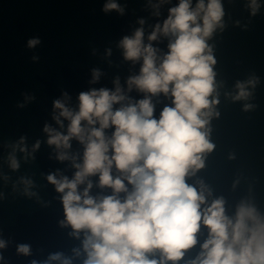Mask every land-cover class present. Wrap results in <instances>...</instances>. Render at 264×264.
I'll return each instance as SVG.
<instances>
[{
	"label": "water",
	"instance_id": "obj_1",
	"mask_svg": "<svg viewBox=\"0 0 264 264\" xmlns=\"http://www.w3.org/2000/svg\"><path fill=\"white\" fill-rule=\"evenodd\" d=\"M190 2L194 9L198 0ZM110 3L118 7L106 11ZM179 3L0 0V264H84L87 230L77 231L67 222L64 193L48 177L74 179L79 171L75 165L83 164L85 144L76 137L69 140L70 147L49 143L56 132L67 135L70 125L55 101L75 114L81 92H115L118 81L127 98L114 104V110L150 97L159 119L165 106H174L171 93L153 95L135 85L130 89L128 81L140 75L143 57L126 59L120 42L143 30L142 42L156 49L159 65L175 37L162 31L156 40L149 37L157 24L163 28L170 9ZM221 4L224 15L206 38L216 63L211 114L203 130L214 147L202 154L203 167L192 170L186 182L206 197L202 209L222 200L229 218L235 219L244 206L255 208L264 221V0ZM33 40L37 42L31 45ZM238 84L244 85L246 97L235 98ZM82 126L90 133L99 123L89 125L85 120ZM114 130L115 126L105 129L106 137L111 138ZM13 160L18 167L12 166ZM111 172L114 178H124L115 165ZM89 182V195L97 200L108 195L123 200L132 190L127 179L128 192L101 187L97 173L78 185L82 197ZM209 238V228L201 223L197 243L178 261L164 260L159 251L149 258L162 264H192L202 258ZM21 245L29 251L20 252ZM55 254L58 259L51 258Z\"/></svg>",
	"mask_w": 264,
	"mask_h": 264
},
{
	"label": "clouds",
	"instance_id": "obj_2",
	"mask_svg": "<svg viewBox=\"0 0 264 264\" xmlns=\"http://www.w3.org/2000/svg\"><path fill=\"white\" fill-rule=\"evenodd\" d=\"M117 7L110 3L105 10ZM223 15L221 0H208L207 4L198 0L194 9L190 0H180L170 9L163 28L157 24L149 37L156 40L161 31L175 37L159 65L156 49L142 42L143 30L120 42L126 59L143 57L141 73L129 79V88L135 85L153 95L171 93L174 106H165L159 119L154 117L150 97L114 110V104L127 98L118 81L115 92H81L75 114L60 100L55 101L70 125L67 135L56 132L49 143L70 147L69 140L76 137L85 144L83 164L75 165L79 171L74 179L48 177L64 193L67 222L77 231L87 230L84 264H162L149 258L157 251L164 260L178 261L197 243L201 223L209 228L210 238L202 246V258L192 264H264V221L256 209L240 206L235 219L225 215L222 200L202 209L206 197L186 182L192 170L203 167L202 154L214 147L203 130L211 114L213 101L209 97L215 88L212 65L216 63L206 38ZM237 87L236 99L248 95L243 84ZM85 120L89 125L98 122L99 127H92L89 133L82 126ZM111 126L115 130L108 138L104 130ZM46 131L55 132L51 128ZM113 165L124 178L113 177ZM12 166L18 167L15 160ZM97 173L101 187L128 192L127 179L132 190L123 200L116 195L97 200L89 195V182L82 197L78 185ZM19 251L27 253L29 248L21 245ZM51 258L58 259L59 254Z\"/></svg>",
	"mask_w": 264,
	"mask_h": 264
}]
</instances>
